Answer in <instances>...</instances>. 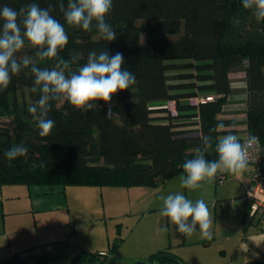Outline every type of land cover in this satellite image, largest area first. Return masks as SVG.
Masks as SVG:
<instances>
[{"label":"trees","instance_id":"1","mask_svg":"<svg viewBox=\"0 0 264 264\" xmlns=\"http://www.w3.org/2000/svg\"><path fill=\"white\" fill-rule=\"evenodd\" d=\"M30 2L41 8L52 5L51 15L64 25L69 41L57 57L44 60L35 55L38 46L26 41L15 54L18 60L25 53L38 67L52 70L62 58L70 62L64 69L68 75L87 62L91 51L120 52L122 70L127 68L136 79L110 101L96 100L90 111L64 98L50 100L48 117L55 126L41 136L28 111L41 95L33 91V74L28 68L12 75L7 89L0 91L1 186H158L185 173L182 164L198 150L215 160L217 138L232 134L228 127L236 125L224 118L228 99L237 93L232 72L246 74L248 133L264 145V21L257 22L241 0H113L105 17L117 34L111 42L95 27L85 31L67 24L61 0H0V6L18 11ZM62 2L66 8L68 0ZM77 53L80 59L72 62ZM206 96L214 99L191 102ZM109 108L112 114L106 116ZM217 123L224 128L217 129ZM204 135L212 137L207 149L201 142ZM19 143L27 153L9 162L4 151ZM117 234L108 245L111 255L124 241L120 230ZM102 253L84 252L71 264H93L107 256ZM177 263L189 264L165 249L135 264Z\"/></svg>","mask_w":264,"mask_h":264},{"label":"clouds","instance_id":"2","mask_svg":"<svg viewBox=\"0 0 264 264\" xmlns=\"http://www.w3.org/2000/svg\"><path fill=\"white\" fill-rule=\"evenodd\" d=\"M241 3L243 8L252 10L257 22L264 21V0H241ZM112 7L113 0H68L66 8L62 0L60 2L67 24L85 31L95 27L102 39L108 42L117 38L116 32L105 20ZM52 10V5L41 8L37 2H30L18 11L7 5L0 6V91L7 89L12 75L30 68L34 77L33 91L41 95L28 111L34 114L41 136L48 135L55 126V121L48 117L50 100L64 98L71 105L86 107L90 111L96 106V100L110 101L117 90L130 89L136 79L127 68L122 70L124 58L120 52L113 55L107 50L99 53L91 51L87 62L68 75L64 69L69 68L70 62L62 58H58L57 66L52 70L38 67L31 56L18 60L15 54L24 47L26 41L34 47L38 46L35 55L40 60L57 57L58 50L68 44L69 36L65 27L51 15ZM18 17L21 18L19 22ZM93 21H96L94 25ZM79 59L80 54H73L72 62ZM111 114L109 108L106 116ZM216 128L223 129L224 124L217 123ZM201 142L207 149L212 137L204 135ZM257 142L258 137L253 134H249L244 143L239 136L231 133L218 137L215 143L217 159L207 160L205 152L198 150L194 158L182 164L185 175L180 177L181 188L196 190L201 181L215 176L218 171L238 173L245 170L249 164V150ZM27 151L28 148L19 143L4 151L3 156L11 162ZM161 200V215L169 218L177 232L191 235L199 231L204 238H212V221L204 200L193 202L182 192L162 196Z\"/></svg>","mask_w":264,"mask_h":264},{"label":"rangeland","instance_id":"3","mask_svg":"<svg viewBox=\"0 0 264 264\" xmlns=\"http://www.w3.org/2000/svg\"><path fill=\"white\" fill-rule=\"evenodd\" d=\"M239 74L243 76L242 79L231 73L233 86L240 85L245 89L246 74L243 71H239ZM27 92L29 93L28 90ZM248 167L249 164L238 173L218 171L215 176L201 181L196 190L181 188L180 177L185 173L158 186L98 187L95 195L88 196V205L80 203L81 207L73 209L75 213H85L93 219L78 226L83 239L90 232L105 234L106 243L103 246L106 252L103 253L108 255L107 262L98 259L93 264H135L139 260L147 262L150 254L167 248H171V251L189 264H244L250 260L264 262V211L260 210L253 216L251 209L247 207L245 198ZM5 188H51L55 193L61 189L58 185H13ZM175 192H182L193 202L200 199L205 201L212 221L211 239L204 238L199 231L191 235L179 233L169 218L161 215V197ZM62 196L64 195L61 193L57 198ZM34 200L40 202L41 208L50 210L44 204L47 198ZM56 210H50L49 213L24 212L22 216L29 224L34 221L33 215L39 218L46 214L56 216L55 220L59 223H65L69 212L67 207ZM11 216L8 214V217ZM1 218L2 215L0 230L4 227ZM88 223L89 228L86 225ZM118 230L124 241L116 254L111 255L108 243L116 240Z\"/></svg>","mask_w":264,"mask_h":264},{"label":"crops","instance_id":"4","mask_svg":"<svg viewBox=\"0 0 264 264\" xmlns=\"http://www.w3.org/2000/svg\"><path fill=\"white\" fill-rule=\"evenodd\" d=\"M233 73L235 77L242 79L243 76L239 72ZM234 87L237 88V93L228 99L224 118L235 120L236 125L228 129L234 131L232 134L243 138L248 134L245 121L247 94L244 88H241L243 86ZM248 168L246 188L253 178V167L249 164ZM13 185L22 184L0 185V215L4 222V227L0 230V264H71L76 256L84 252H106L103 246V243H106L105 234L90 232L87 233V238L83 239L78 226L93 219L85 213L81 215L80 212L75 213L73 210L81 207L80 203L86 205L89 201L88 196L95 195L98 187L58 185L61 189L56 193L51 188L43 190L5 188ZM106 187L110 188V186ZM61 193L64 196L57 198ZM34 198H47L44 204L52 211H57L56 209L63 206L67 207L69 212L65 223L57 222L54 215L46 216V214L37 218L32 214L34 221L29 224L22 216L24 212L49 213L50 211L41 208L40 202H36ZM8 214L12 216L8 217ZM86 225L90 227L89 223ZM61 229L63 230L60 231ZM22 235L23 238H21ZM167 249L171 250V248ZM106 258L108 255L101 260L107 262Z\"/></svg>","mask_w":264,"mask_h":264},{"label":"built area","instance_id":"5","mask_svg":"<svg viewBox=\"0 0 264 264\" xmlns=\"http://www.w3.org/2000/svg\"><path fill=\"white\" fill-rule=\"evenodd\" d=\"M213 96L195 97L191 102L197 104L201 101L213 100ZM249 133L241 139L244 143L247 140ZM249 164L253 167V178L250 185L247 186L246 203L251 209L253 216L258 211H264V145L258 138V142L248 154Z\"/></svg>","mask_w":264,"mask_h":264},{"label":"water","instance_id":"6","mask_svg":"<svg viewBox=\"0 0 264 264\" xmlns=\"http://www.w3.org/2000/svg\"><path fill=\"white\" fill-rule=\"evenodd\" d=\"M260 264H263V263H260Z\"/></svg>","mask_w":264,"mask_h":264}]
</instances>
